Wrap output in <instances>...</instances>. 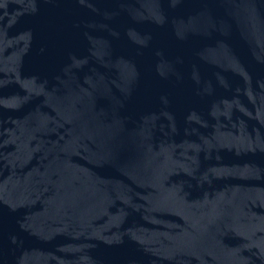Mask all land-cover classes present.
<instances>
[{"label":"water","instance_id":"obj_1","mask_svg":"<svg viewBox=\"0 0 264 264\" xmlns=\"http://www.w3.org/2000/svg\"><path fill=\"white\" fill-rule=\"evenodd\" d=\"M0 264H264V0H0Z\"/></svg>","mask_w":264,"mask_h":264}]
</instances>
